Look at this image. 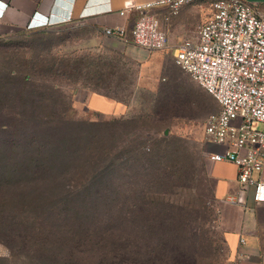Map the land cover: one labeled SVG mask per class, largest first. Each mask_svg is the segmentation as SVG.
Wrapping results in <instances>:
<instances>
[{
	"label": "rangeland",
	"instance_id": "1",
	"mask_svg": "<svg viewBox=\"0 0 264 264\" xmlns=\"http://www.w3.org/2000/svg\"><path fill=\"white\" fill-rule=\"evenodd\" d=\"M173 54L174 48L168 46L155 51L140 48L127 33L123 38L110 37L93 27L73 24L48 28L33 24L25 31L0 38V165L8 164L1 166L0 173L11 172L13 144L28 146L27 136L35 127L24 119L32 111L43 128L36 133L41 136L39 143L56 132L82 139L84 130L65 124L73 119L103 121L96 130L110 136L103 143L107 155L95 167L87 162L95 144H86L89 147L84 151L79 147L62 159L76 165L77 173H72L68 182L80 183V173L91 167L102 170L103 177L99 175L93 181L102 188L99 198L91 195L84 199L81 194L80 198H69L68 205L62 207L65 216H73L72 233L53 214L43 217V226L52 224L50 230L64 241L55 243L59 248L55 261L44 242L15 236L8 247L0 241V264H62L70 259L79 264H98L103 257L93 243L104 245L118 238L160 247L166 258L178 264L220 263L225 256L222 204L214 197L213 180L207 172L206 153L212 149L205 144L203 133V122L217 110V104L179 68ZM95 92L112 96L104 95L112 103L100 102ZM171 94L172 98L185 99L191 107L181 118L156 123L147 133L156 101ZM24 99L35 103L19 113ZM205 99L211 104L206 105ZM123 123L130 127H123ZM136 140L144 141L146 152L165 144L171 158L170 172L173 170L162 182L148 184L144 201L136 182L139 172L126 171L125 157H121L126 145ZM129 180L136 184L128 193ZM4 182L9 183L0 188V218L13 220L15 215L24 218L60 208L58 194L20 197L11 190L12 180L0 183ZM3 231L13 230L4 226L0 233ZM84 238L87 244H77Z\"/></svg>",
	"mask_w": 264,
	"mask_h": 264
},
{
	"label": "built area",
	"instance_id": "2",
	"mask_svg": "<svg viewBox=\"0 0 264 264\" xmlns=\"http://www.w3.org/2000/svg\"><path fill=\"white\" fill-rule=\"evenodd\" d=\"M192 0H158L171 13ZM211 17L197 25L194 38L174 48L181 70L212 95L217 110L204 120L206 153L210 161L230 162L237 168L238 190L225 201L243 205L251 192L264 202V15L244 0H211ZM153 2L131 1L120 12L141 11L130 29L132 42L145 50H162L166 35L160 20L142 12ZM102 34L123 38V23L104 26ZM218 147L219 149H215Z\"/></svg>",
	"mask_w": 264,
	"mask_h": 264
},
{
	"label": "trees",
	"instance_id": "3",
	"mask_svg": "<svg viewBox=\"0 0 264 264\" xmlns=\"http://www.w3.org/2000/svg\"><path fill=\"white\" fill-rule=\"evenodd\" d=\"M95 93L102 96L105 95L107 97H112L100 92ZM172 96L173 95L171 94L168 97H162L156 101L152 120L145 128L147 133L150 132L151 127L154 128L153 126L156 125V123L166 124L171 123L175 119L181 118L184 115V111L191 107V104L186 102L185 99H180L179 97L172 98ZM22 102L23 103H21L19 107V113H21L27 106H33L35 103L33 100L29 101V99H24ZM204 103L206 105L211 104L208 99H205ZM32 113H34V111L31 112L29 117H26L27 119H24V121L28 120V122L35 127L32 133L27 136L29 137V140L26 142L28 146L25 147L24 145H21L20 142H17L15 145L13 144L11 152L13 153L12 157L15 161L10 165L12 166L10 173H7L6 170H4L5 173H0V182L12 180L13 182L10 184L12 185L11 190L20 197L34 193V195L38 196V194H44L45 192L58 194L59 198L61 197L58 206L60 208L56 210L57 213L54 211H48L47 214H30L28 217L24 218H18V216L15 215L13 216V220H11V218H0V229H4V226H7L13 230L9 231V233L6 231L0 233V235H2L0 241L8 247L11 245L10 243L14 241L13 237L15 236L24 240L28 239L27 237L37 239L39 240L38 242H44V244L47 245V251L51 255L50 257L53 258L52 260L55 261L56 254L59 251V248L56 245L64 243V241L60 242L57 235L55 236L52 230H50L51 227H54L52 224H46L43 226V217L45 218L53 214V216L58 218L63 224V227H65L67 232L72 233L70 227L73 223V220H71L73 216L69 218L68 215H71L69 213L65 216L64 213L61 212L62 207L68 205L67 200L69 198H80L81 194L84 195V199L93 195L92 198L96 200V197L99 198L101 196L100 189H102L99 186V183H93L99 175L103 174L102 170L98 168L93 169V167H91V170L80 173L81 177H78L80 183H78V181L68 182V179H72L70 178V175L72 173L73 175L77 173L75 171L76 165L72 160L64 162L62 159L74 154L75 150L79 147L84 151V149L89 147L86 144H95L94 146H96V149L93 148V151L91 150V156H89V160L87 161L88 163L92 162V166L95 167L98 162L103 161L101 160L102 156L107 155L103 143L107 141L110 136L106 132L96 130L104 124L103 121L73 119L65 122V124L72 126L75 130H84V137L82 139H80L78 135L73 134V137L69 138L68 134L56 132L47 135L45 139L42 138L41 143H39L38 138L40 139L41 136L36 135V133L42 131L43 128L39 126L40 119L37 117V114ZM123 124V127H130V125ZM114 133L115 131L113 130L112 134L114 135ZM13 140L15 139H12L9 142L13 143ZM143 144L144 141L142 140H136L135 143L127 144L126 149L122 151L121 157L126 158H124L127 165V168L125 169L126 171L134 169L139 172L140 179L136 182L140 185L139 189L144 201L147 200L148 197V184L157 183L159 181L162 182L163 177L166 176L165 174L167 173L170 175L173 170L170 172L171 165L169 161L171 158L169 150L166 149L165 144H158L153 152H146ZM120 147H124L122 143L120 144ZM38 157H41L42 160L38 159ZM32 160L37 162L34 163L35 161ZM128 161L132 162L128 163ZM1 166L2 165H0V168L8 166V164ZM102 177L103 175L100 178ZM136 182L130 180L126 181V191H128V193L135 187ZM5 183L8 184L9 182L0 183V188L4 189L3 185H5ZM78 185L79 188L76 189V186ZM92 189L94 190L93 193H91ZM21 231H23V233H21ZM78 241L83 243L77 244L88 243L85 238ZM93 246H96L97 250L100 251V256L103 257L98 264H178L177 260L172 261L166 258L162 248H154L149 244H135L130 241L124 242L118 238V240H115L112 243L107 241L104 245L93 243ZM74 248L77 249L76 246ZM62 264H79V262L70 259V261H65Z\"/></svg>",
	"mask_w": 264,
	"mask_h": 264
},
{
	"label": "crops",
	"instance_id": "4",
	"mask_svg": "<svg viewBox=\"0 0 264 264\" xmlns=\"http://www.w3.org/2000/svg\"><path fill=\"white\" fill-rule=\"evenodd\" d=\"M131 1L153 2L142 12L152 13L160 20L166 46L171 48L184 39L194 38L197 25L212 15L211 0H192L182 4L174 14L167 3H156L158 0H0V38L25 31L33 24L40 28L90 26L102 33L104 26L123 23L130 36L141 11L130 9L124 15L120 12ZM244 1L254 4L264 15V0ZM95 95L102 103H112V99ZM208 161L214 197L222 204L225 256L219 264H264V202H255L251 192L244 197L243 205L225 201L238 190L237 168L230 162Z\"/></svg>",
	"mask_w": 264,
	"mask_h": 264
},
{
	"label": "water",
	"instance_id": "5",
	"mask_svg": "<svg viewBox=\"0 0 264 264\" xmlns=\"http://www.w3.org/2000/svg\"><path fill=\"white\" fill-rule=\"evenodd\" d=\"M128 4H129V2H128Z\"/></svg>",
	"mask_w": 264,
	"mask_h": 264
}]
</instances>
